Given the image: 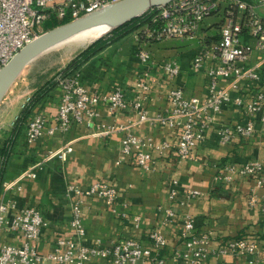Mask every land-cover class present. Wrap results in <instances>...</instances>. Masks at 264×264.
I'll return each mask as SVG.
<instances>
[{
  "label": "built area",
  "instance_id": "2783aa9c",
  "mask_svg": "<svg viewBox=\"0 0 264 264\" xmlns=\"http://www.w3.org/2000/svg\"><path fill=\"white\" fill-rule=\"evenodd\" d=\"M120 0H0V69L6 65L26 44L45 32L47 21L75 20L110 3ZM223 14L218 33L202 40L200 49L192 60L195 71H204L208 78V96L202 100L196 96L188 97L183 86L174 85L169 89L168 99L171 108L154 116L148 115L144 102L149 98L150 77L156 63L151 50L138 49V58L146 65L138 79L139 92L136 99L130 100L122 87L108 93L89 90L80 78V72L58 78L62 94L58 110L49 117L44 111L36 113L26 126V142L31 145L44 134L66 133L77 124L87 127L97 125L99 115L97 106L106 104L110 114L119 110L135 108L139 110V122L150 120L162 126L178 128L180 139L177 144L178 160L194 158V149L204 140V131L214 120L215 113L223 106L234 102L242 106L246 117L233 126L220 129L223 142H230L236 135L252 136L257 130V117L264 124V56L256 61V52H264V0H173L168 4L148 9L138 16L137 26L130 34L137 43L160 42L175 38H194L201 30L205 19ZM161 66L171 78L181 73L177 60H166ZM246 90V94H242ZM248 96V98L246 97ZM32 99L30 95L21 102L20 111ZM19 113L14 117V126ZM103 134L126 131L122 139V155L135 157L139 167L149 170L155 157L152 148L160 153L172 148V143L164 140L154 145L150 139L142 138L128 130L131 125L99 123ZM71 142L51 149L46 156L27 167L13 179L4 180L0 191V231L22 233L21 244L0 241V264H41L44 260L62 263L87 264L94 256H103L111 264H199L212 250L209 243L211 233H197L193 218H188L181 230V242L172 253L161 251L167 246V236L160 230L149 232L151 245L145 246L133 237L121 238L111 246L101 242L93 246L84 243L87 230L83 220V198L97 197L108 206L116 204L119 192L109 182L96 181L83 188L69 184L67 191L74 194L71 206V226L73 233L60 237L56 246L47 254H42L37 246L42 229L46 226L44 214L34 206H18L13 192L23 189V181L37 178L39 170L52 159L66 163L73 153ZM5 157L0 156V163ZM0 165V171H1ZM218 179L232 183L234 174L253 176L262 173L259 162L246 163L241 167L226 164L221 167ZM259 180L258 186L262 185ZM175 184L176 181H175ZM178 193L174 186L171 197ZM197 195L198 192H192ZM250 206H260L264 214V193L253 190L249 197ZM174 210L167 209L168 222L174 218ZM140 222V217L135 219ZM220 254L244 256L250 264H258V256L264 254V240L246 236L233 237L221 243Z\"/></svg>",
  "mask_w": 264,
  "mask_h": 264
},
{
  "label": "crops",
  "instance_id": "0c3cea01",
  "mask_svg": "<svg viewBox=\"0 0 264 264\" xmlns=\"http://www.w3.org/2000/svg\"><path fill=\"white\" fill-rule=\"evenodd\" d=\"M111 38L115 39L86 60L78 71L89 90L108 93L116 87H122L127 98L136 99L139 92L138 79L146 68L138 58V49H148V45V50L154 53L156 59L149 79V98L144 102L148 115L154 116L171 108L168 92L174 85L183 86L188 97L196 96L202 100L207 98V74L192 68V60L200 46L181 59V73L171 78L161 66L167 60L166 57H158L157 51L160 49H151L157 42L137 43L130 33ZM261 56H264V52H256L252 61ZM17 81L0 104L2 141L12 135L11 122L20 113L16 99L11 98ZM262 83L264 84V79ZM244 93L246 94V90H243L242 94ZM61 94V88L57 86L32 108L15 137L4 175V180L13 179L44 158L49 150L68 142L74 146L66 163H61L58 159L48 161L39 170L37 178L25 179L23 189L12 194L18 206H34L42 210L47 223L37 241L42 254L52 251L60 237L73 233L71 206L75 196L68 193V185L85 188L96 181H106L118 189L119 197L113 206H108L103 199L97 197L83 198L86 245L93 246L101 242L104 246H111L121 238L133 237L145 246H150L152 242L148 234L157 229L168 239L167 246L161 253H172L181 242L180 233L185 221L193 218L196 232H209L212 237L209 243L212 253L199 264H250L247 257L220 254L218 249L223 241L236 236L264 240V214L260 206L252 207L249 204L253 190H257L259 194L264 193V124L260 121V116L257 117V130L252 136L236 135L232 141L223 142L219 132L221 127L233 126L246 117L242 106L234 102L225 104L221 112L215 113L214 120L204 131V140L195 147L194 158L187 160H178L177 157L180 139L178 128L162 126L150 120L139 122V110L131 107L110 114L107 105L103 103L97 106V125L90 128L77 124L66 133H46L34 144H27V122L40 111H44L49 117L54 116ZM114 122L131 125L128 129L130 132L145 139L151 138L156 146L168 140L172 143V148L163 153L152 148L155 162L151 169H143L138 166L134 156L122 155V139L126 131L101 133L99 123ZM250 162L261 163L262 173L253 176L235 173V180L229 184L217 177L221 167L226 164L241 167ZM259 180L263 181L260 187ZM174 186L178 193L172 198ZM194 191L198 192L197 195L192 193ZM169 208L175 213L170 222L167 221ZM137 217H140L139 223L135 221ZM0 241L21 244L22 233L0 231ZM258 258V264H264V254H260ZM41 264L72 263L44 260ZM87 264L111 262L106 257L94 256Z\"/></svg>",
  "mask_w": 264,
  "mask_h": 264
},
{
  "label": "water",
  "instance_id": "95a60500",
  "mask_svg": "<svg viewBox=\"0 0 264 264\" xmlns=\"http://www.w3.org/2000/svg\"><path fill=\"white\" fill-rule=\"evenodd\" d=\"M171 1L173 0H120L78 19L46 30L26 44L0 69V104L27 66L43 53L63 45V43H66L84 31L99 26L109 27V30L106 32L109 35L117 27L137 18L148 9L168 4ZM103 37L105 36L102 35L94 41L96 42Z\"/></svg>",
  "mask_w": 264,
  "mask_h": 264
},
{
  "label": "rangeland",
  "instance_id": "374dc122",
  "mask_svg": "<svg viewBox=\"0 0 264 264\" xmlns=\"http://www.w3.org/2000/svg\"><path fill=\"white\" fill-rule=\"evenodd\" d=\"M222 20V13L210 16L205 19L196 37L160 41L153 44L151 49L155 51L160 49L157 51L159 53L158 57L163 56L167 60H177L179 63L181 59L196 50L204 38L216 34L219 31V25ZM103 36H107V34ZM93 42L82 46L63 44L64 46L60 45L40 55L27 66L21 77L17 79L18 81L15 89H13L11 98L16 99L20 108L21 102L25 101L30 95H33L43 83L52 79L58 82V78L63 76L65 67ZM146 47L150 49V46L147 45Z\"/></svg>",
  "mask_w": 264,
  "mask_h": 264
},
{
  "label": "trees",
  "instance_id": "16d2710c",
  "mask_svg": "<svg viewBox=\"0 0 264 264\" xmlns=\"http://www.w3.org/2000/svg\"><path fill=\"white\" fill-rule=\"evenodd\" d=\"M140 18H134L125 24L117 27L115 30L111 32V34L100 38L93 44H91L88 48H86L84 51H82L72 62H70L63 71V76L71 75L76 72H78L81 68V66L84 64L86 60H88L91 56H93L96 52L101 50L106 44H108L109 41H112L115 38L110 37H123L128 35L135 27L137 26V23ZM69 19L63 20V21H47L44 25L45 30H49L53 27H56L60 24L68 22ZM58 86V82L55 79L48 80L45 84H43L33 95L32 99L29 102V104L20 111L19 117L16 120L15 125L12 128V135L6 138L4 141L0 139V156H4V162L1 165V171H0V191H1V185L4 181V175L7 167L8 160L11 156V153L13 151V144L15 137L17 136L18 132L20 131L23 122L26 120L27 116L31 113L32 108L35 107L37 103H39L42 98L47 95L53 88ZM241 237V236H236Z\"/></svg>",
  "mask_w": 264,
  "mask_h": 264
},
{
  "label": "bare ground",
  "instance_id": "6f19581e",
  "mask_svg": "<svg viewBox=\"0 0 264 264\" xmlns=\"http://www.w3.org/2000/svg\"><path fill=\"white\" fill-rule=\"evenodd\" d=\"M108 30H109V27L99 26L94 29L84 31L63 44H73L76 46L87 45L93 42L94 40H96L97 38H99L100 36L106 34Z\"/></svg>",
  "mask_w": 264,
  "mask_h": 264
}]
</instances>
